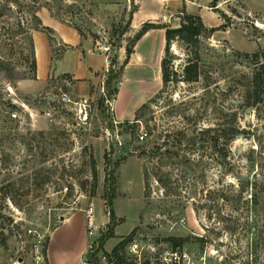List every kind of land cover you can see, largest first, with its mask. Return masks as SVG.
Segmentation results:
<instances>
[{"label":"rangeland","instance_id":"374dc122","mask_svg":"<svg viewBox=\"0 0 264 264\" xmlns=\"http://www.w3.org/2000/svg\"><path fill=\"white\" fill-rule=\"evenodd\" d=\"M37 1L40 19L44 11L93 42L100 35L112 42L111 65L86 95L79 96V88L65 74L48 73L44 82L34 83L38 64L32 70L27 39L15 37L13 47L6 40L8 34L19 32L18 15L30 19L33 0H0V227L6 237L0 264H49L53 231L78 214L71 222L77 244L58 247L55 241L51 255L56 264H70L89 241L85 229L89 207L96 225L93 253L100 264H112L107 254L129 237L121 250L124 264H247L250 239L256 232L264 234V95L252 106L243 100L251 82L252 55L264 50V0L163 2L171 20L166 26L178 27L186 14L200 16L205 27L196 46L201 75L198 82H171L139 120L133 115L120 121L113 107L123 72L127 94L121 104L129 110L148 103L162 86L158 39L148 62L140 63L134 55L125 62L126 47L132 46L136 34L127 33L135 1L128 11L106 15L92 0ZM104 18L109 25L101 28ZM143 43L136 53L147 57ZM186 47L178 40L171 45L172 63L179 71L193 55ZM62 48L53 47L54 56ZM93 49L97 51L95 44ZM45 68L41 60L39 73ZM63 93L74 102L88 101L87 123L78 119V106L61 101ZM228 112L236 114L238 133L228 144L226 157L214 153L203 139L188 141L193 135L200 137L194 131L213 125ZM186 121L190 129L185 140L166 136ZM157 146L158 151L169 152L161 161L153 153ZM105 151L110 153L111 168L118 161L115 181L105 179ZM159 175L165 182L157 180ZM253 193L261 203L258 207L248 203L254 220L250 232L243 217ZM62 234L63 230L57 232L55 239ZM171 237L186 242L174 252Z\"/></svg>","mask_w":264,"mask_h":264},{"label":"trees","instance_id":"16d2710c","mask_svg":"<svg viewBox=\"0 0 264 264\" xmlns=\"http://www.w3.org/2000/svg\"><path fill=\"white\" fill-rule=\"evenodd\" d=\"M39 6V1L33 0V7H31L28 12L30 13L31 17L28 20L27 18L24 19L21 15H18L16 18V26L18 27L19 32L13 33V35L8 34V38L6 40L8 41V44L10 47H13L14 43L18 42L15 40V37L19 38L21 37V40L27 39L28 44L31 49V60H30V66L32 70H36L37 62L35 59V52H34V42L31 31L35 30H50L47 26H44L42 24L41 19L39 18L37 14V8ZM137 10V6H133L131 12H134ZM23 22L25 24H23ZM156 28V25L152 23H144L141 28L136 32L131 47H126V58L125 62H127L130 58V55L133 52V46L134 43L149 29ZM163 28L165 29V46L163 51V56L161 59V89L158 91V93L147 103H143L136 111H135V120H139L141 116L144 115V113L147 111L148 108H150L151 104H153L156 100L160 99L165 92L168 84L171 82L178 83V82H184V83H190V82H198L199 77L201 75V66H200V59H199V52L198 48L196 47L200 40L199 37L201 36V33L203 30H205V27L203 25V22L200 18V16L197 15H190L186 14L181 18L180 24L178 27H169L164 25ZM7 32L10 31V29H6ZM20 40V39H19ZM181 41L184 43L193 55L186 64L182 67L181 71L177 70L171 59L172 49L171 45L174 41ZM126 64V63H125ZM252 64H253V70L251 72V82L250 86L247 87L246 92L243 95V100L245 101V105L252 106L259 102H262V96L264 95V50H260L258 52H255L252 55ZM68 76L69 75H64ZM34 78H36V75L34 73ZM112 91L109 89V94ZM184 116V113H183ZM236 122V114L233 112H228L225 114V116L220 117L216 123L213 125H209L205 129H197L194 132H200V137H196V135H193L188 139L192 144H194L195 140H204V144L208 145L216 154H219L220 156L226 157L227 151H228V144L234 139V136L236 133H238V128H236V125L234 124ZM154 127L157 128L156 125ZM153 127V128H154ZM190 129L188 122H185V125L182 127H179V130H177L174 133H166V136H176L180 141L185 140L186 133ZM196 129V128H195ZM205 133V137L202 138L201 134ZM146 134L142 137L141 140H144L146 137ZM161 134V133H160ZM170 134V135H169ZM192 138V139H191ZM160 146L156 147V152L154 153V156H158L159 160H163L162 156L166 155L169 152L163 153L162 151H158ZM144 152V151H143ZM104 159H105V179L108 181L109 179H113L115 181L117 179V175L115 173V169L117 168L118 161L114 163V168L112 167L111 157L110 153L105 151L104 153ZM161 165V164H160ZM92 171L94 173L93 177L95 179L96 175V169H95V161L92 159ZM158 173H161V166L157 167ZM144 176H145V183L147 185L148 182V171L147 168L144 170ZM157 180L160 182H165L164 177L158 176ZM164 184V183H163ZM165 185V184H164ZM92 193H95V184L91 187L90 190ZM108 201L112 199V196H108ZM251 203L254 206H259L261 203L260 196L256 193H253L252 197L247 200V212L245 214L244 218V226L247 224L248 230L251 232V227L254 222V220L251 217V211L248 212L249 204ZM112 214V213H111ZM110 214V216H111ZM112 217V216H111ZM239 220V219H238ZM247 220V221H246ZM246 227V226H245ZM5 229L3 227H0V246L6 245V237L2 236L4 234ZM262 233V232H261ZM260 232L254 233L255 237L250 239V242L247 246L246 251V260L247 264H264L263 255H264V234L262 235ZM132 239V237H129L128 239L121 240L118 242L112 251L108 253V258L112 264H124L125 257L122 255L121 250L125 247L126 243L129 242ZM172 243V250L176 252L177 250H180L183 246L186 240L183 237H171L169 239ZM92 258H94L96 261H98V256L96 253H92Z\"/></svg>","mask_w":264,"mask_h":264},{"label":"crops","instance_id":"0c3cea01","mask_svg":"<svg viewBox=\"0 0 264 264\" xmlns=\"http://www.w3.org/2000/svg\"><path fill=\"white\" fill-rule=\"evenodd\" d=\"M94 4L106 14H118L120 11H128L130 7L128 0L114 1V0H92ZM166 0H151V3H147L146 0L140 2L135 1L137 5V10L128 14V34L136 33L144 23H152L156 25V28L149 29L146 31L135 43L133 46V52L130 55L135 56V60L142 63L148 62L152 56L156 39H158L160 51L158 59H161L163 56V47L165 46V29L163 28L167 19L166 7L163 4ZM42 24L50 28V31L46 33L45 31L35 30L32 33L33 42H34V51L38 64V75L36 80H33L34 83L44 82L47 78V74L62 75L68 74L70 76L73 85H77L79 91L78 95H86L88 93L89 87L96 86L101 77L105 73V62L103 54L95 51L93 49L94 42L91 38H85L80 35L77 29L68 24L62 19L56 18L49 13L44 11L40 12ZM102 20V18H101ZM107 19L104 18V23H100L99 26L103 28L107 26ZM106 21V22H105ZM168 22H171L169 20ZM147 47L148 56H142L139 53H136L138 47ZM63 47L59 49L60 52L54 56L53 47ZM40 53V58L38 56ZM122 58V55L120 56ZM41 60L45 63V70L42 73L40 72ZM121 88L118 94V98L114 100V114L117 120L130 119L135 114V109L129 110L121 104L122 99L127 94L124 87V72L121 78ZM85 92V94H84ZM80 214V213H79ZM81 215V214H80ZM77 215L68 217L61 225L55 228L53 231L49 246H48V261L49 264H56L57 262L51 255L53 253V246L55 241L58 247L60 245H69L77 244L74 240L77 236L76 231L71 225L73 218ZM81 218L83 216L81 215ZM74 223V222H73ZM70 227V228H69ZM72 228V229H71ZM79 231L81 226H78ZM63 230L62 238L58 241L55 239L57 232ZM76 230V231H75ZM84 233V232H83ZM65 246V247H66ZM86 243L80 248L78 253L74 256L75 260H70V264H76L85 251ZM62 264V262H60ZM64 264V263H63ZM66 264V263H65Z\"/></svg>","mask_w":264,"mask_h":264},{"label":"built area","instance_id":"2783aa9c","mask_svg":"<svg viewBox=\"0 0 264 264\" xmlns=\"http://www.w3.org/2000/svg\"><path fill=\"white\" fill-rule=\"evenodd\" d=\"M134 1H142V0H134ZM128 2L130 3L131 0H128ZM104 36L100 35V37L98 36L95 41V47L97 49L98 52L102 53L105 57V69L109 70V66L111 65V60H110V53H111V49H112V42H107L104 41ZM61 101L63 103L67 102L70 104H75L76 106H78L76 114L78 116V119L83 122V123H87L89 117H90V104L87 102H74L71 101V99H69L67 97V95L65 93L62 94L61 96ZM107 101L109 102V96H107ZM47 116H51L50 113H46ZM13 117H16L17 114L16 113H12L11 114ZM141 139L143 136H140ZM85 229H86V235L87 238L89 239L88 243L86 244V252L81 255V258L78 260L77 264H100L99 260L96 261L94 258H92V253L95 251V243L92 240V238H94L95 236V229H96V225H95V221L93 220V208L89 207L86 210V222H85ZM102 259H104V257H101ZM40 264H44L43 262Z\"/></svg>","mask_w":264,"mask_h":264}]
</instances>
